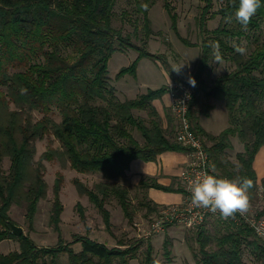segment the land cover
<instances>
[{"label":"trees","instance_id":"obj_1","mask_svg":"<svg viewBox=\"0 0 264 264\" xmlns=\"http://www.w3.org/2000/svg\"><path fill=\"white\" fill-rule=\"evenodd\" d=\"M115 1L0 0V87L6 89L7 97L20 111L39 110L44 114L34 124L19 123V112L4 114L5 95L0 90V243L11 239L20 242L18 251L0 254V264H47V259L54 262L65 252L69 254L71 264H115V260L126 264V257L131 252L110 249L89 237H81L77 241L82 244V251L76 254L61 246L39 248L28 236L16 237L12 233L9 225L12 205L18 203L20 197L24 198L27 219L32 222L38 202L46 195L43 166L38 164L37 168H31L36 140L52 134L60 142L73 170L79 173L102 172L111 180L125 178L133 161L156 162L166 152H188V148L177 141L175 118L173 140L163 129L161 116L153 104L168 94V85L157 90L147 89L134 99L120 101L109 84L108 65L113 54L134 48L128 38L112 27ZM213 1L206 0L199 18L204 38L195 66L196 92L193 91L188 116L193 132L211 142L207 146L201 137L215 176L251 179L250 199L259 186L255 157L264 147V32L257 34L264 27V0L246 29L235 19L239 0H222L220 9L215 12L221 17L222 24L210 31L206 22L212 14ZM136 5L144 15L147 34L150 35L148 12L154 0H144L143 4L136 0ZM166 10L175 25L174 9L166 4ZM241 39H250L244 54L236 51ZM213 42L219 45L218 58L210 46ZM185 43L193 46L188 40ZM134 49L139 52L138 58L130 67L123 68L117 78L127 74L136 77L137 64L142 57L160 60L147 51ZM213 60L230 61L235 68L217 78L206 90L202 75ZM10 68H24V71L10 74ZM21 89H27V92L21 94ZM200 93L225 103L229 126L219 135L207 133L194 115L193 107L198 101L196 95ZM213 105L210 104L209 109L214 108ZM53 109L62 115L59 124L50 117ZM141 110L152 116L149 125L142 118L135 117L133 111ZM131 129L141 133L143 144L133 136ZM233 137L243 145V151L236 154L234 162L228 152L233 149ZM53 154V151H47L44 159L52 160ZM4 157L11 162L9 174L1 171ZM237 167L241 169L239 172ZM60 181L59 176L51 215L56 228L63 212L59 198ZM75 185L80 194L87 195L96 205L107 225L110 222L105 202L111 196L117 198L124 215L132 219L125 187L101 183L95 189H88L79 181H75ZM139 185L143 189L185 194L184 188L175 189L156 180H143ZM262 188L264 191V179ZM149 202L147 208L157 210L158 205ZM258 217H264V206ZM199 236L200 264H243L244 246L251 250L256 264H264V241L244 221L238 223L234 232L217 239V251L207 252L208 238L202 232ZM151 250L148 248L142 264H158L151 257Z\"/></svg>","mask_w":264,"mask_h":264},{"label":"rangeland","instance_id":"obj_2","mask_svg":"<svg viewBox=\"0 0 264 264\" xmlns=\"http://www.w3.org/2000/svg\"><path fill=\"white\" fill-rule=\"evenodd\" d=\"M140 3L143 4L144 0H140ZM166 4L174 9L176 16L175 25L166 10ZM221 4L222 0L213 1L212 14L206 22V26L210 31L222 24L221 17L215 13L220 9ZM205 5L206 0H154V5L148 12L151 22L149 26L151 34L148 35L144 15L139 11L136 0L115 1L112 27L128 38L134 48L147 51L160 58V60L154 61L150 58L142 57L137 64L136 77L127 74L117 78V74L123 68L130 67L138 58L139 52L133 48L113 54L108 65V76L110 77L109 84L115 89V96L118 100L134 99L140 94L146 93L147 89L157 90L177 82L190 83L189 79H194L195 66L201 54L200 43L204 38L199 27V18ZM261 32H264V27L257 34ZM185 40L190 41L193 46L187 45ZM249 41L250 39H241L238 44L247 51V46L250 44ZM181 66L182 68L179 72L174 71ZM234 68L235 66L230 61H211L210 66L202 75V79L207 84L204 88L208 90L217 78L232 71ZM23 69L10 68L9 73L24 71ZM194 87L195 85L192 84V91L196 92ZM0 90L5 95L4 114L19 112V123L23 125H27L29 122L34 124L43 118L44 114L39 110L26 109L20 111L16 104L7 97L6 89L0 87ZM196 98L198 101L193 107V112L198 117V121L208 117L212 112L205 121L207 125H212L211 131L217 133L223 127L221 131L225 130V125L226 127L229 126L228 112L225 105L221 103L224 101L219 100L217 108L213 110V108L209 109V106L214 100L204 97L203 93L196 95ZM153 104L157 110L158 106H161L158 100L154 101ZM164 104L162 103L164 115L159 112L161 123L167 135L169 134V138L174 140L176 135L174 116ZM133 113L135 117L142 118L149 125L152 116L147 111H133ZM50 117L57 124L62 121V115L56 109L52 110ZM131 132L140 143H144L139 131L131 129ZM220 133H217V135ZM201 137L207 146L211 145V142L206 137ZM231 142L233 149L228 152L229 158L234 162L236 154L243 151V145L237 137H233ZM34 148L35 153L31 168H37L38 164L43 166L44 180L47 184L46 195L38 202L32 222L27 219V203L22 197L19 198L18 203L12 205L9 215L12 223L22 227L24 230L23 235L28 236L39 248L61 246L70 248L78 254L82 251V244L77 239L89 237L93 241L105 244L110 249L131 250L126 257V264H142L148 248L152 249L151 257L158 264H200L202 258L201 244L199 242L200 233L202 232L208 238L205 247L206 251L214 252L218 250L217 239L229 232H234L239 223L238 217L233 219L209 217L202 226L193 229H187L179 225H168L162 231L154 232L152 224L158 217V212L172 204H158L151 199L149 195L150 189L140 188L139 184L143 180L146 182L157 181L163 175H157L156 177L143 176L138 184L136 182L131 184V178L127 179V176L111 180L107 179L102 172L79 173L70 167L60 142L52 134L36 140ZM47 151H53L54 158L52 160L44 159ZM261 158L262 165H257V169L254 167L259 179L263 178L259 175L261 166L262 175L264 174V153ZM164 164L172 170L180 171L182 162L180 159L168 154L164 159ZM10 166V159L4 157L1 162L2 173L9 174ZM134 166L136 167V165ZM59 176L61 178L59 198L63 206V212L58 228H56L51 221V215L53 204L56 200L54 189ZM169 178L172 181L169 186L175 189L184 188L176 176ZM75 181H79L88 189H95L96 185L101 183H116L125 187L128 190L132 219L124 215L117 198L111 196L105 202L110 222V225H107L96 205L89 200L87 195L79 193ZM258 184V188L249 199L250 206L246 212L250 218L254 217L257 220L264 219V217H258L260 210L264 206L262 181H258ZM166 193L164 191H156L151 195L156 201H162L163 198H166ZM147 200L156 203L158 205L157 210L148 209L146 203L149 201ZM260 237L264 241V233ZM19 248L20 242L18 239L3 241L0 243V254L18 251ZM243 250V264H256L251 250L247 246H244ZM47 264H71V260L69 254L65 252L54 262L47 259ZM115 264H119L118 260H115Z\"/></svg>","mask_w":264,"mask_h":264},{"label":"built area","instance_id":"obj_3","mask_svg":"<svg viewBox=\"0 0 264 264\" xmlns=\"http://www.w3.org/2000/svg\"><path fill=\"white\" fill-rule=\"evenodd\" d=\"M170 110L178 124L177 141L188 148V162L181 170L179 178L184 186V201L180 204L162 208L158 212L152 228L154 232L162 231L168 225H179L187 229L202 226L209 217H221L207 209L196 208L191 204V181L204 172L215 175L209 154L201 137L193 130L189 119V109L193 98L192 84L177 82L169 85ZM240 221L247 223L260 237L264 233V219L257 220L249 217L247 213L237 214ZM243 219V220H242Z\"/></svg>","mask_w":264,"mask_h":264},{"label":"clouds","instance_id":"obj_4","mask_svg":"<svg viewBox=\"0 0 264 264\" xmlns=\"http://www.w3.org/2000/svg\"><path fill=\"white\" fill-rule=\"evenodd\" d=\"M261 0H239V6L235 11V19L242 28H247L251 18L261 7ZM231 19V18H229ZM214 49V55L219 57V45L213 42L210 45ZM236 51L244 54L246 49L240 46ZM182 66L174 70L179 72ZM191 84H195L194 79H189ZM27 89H21V94H25ZM241 169L236 168L239 172ZM253 186L251 179L247 177L226 178L204 172L196 176L191 181L190 200L196 208L207 209L212 213H219L221 218L228 219L237 214H244L250 206L248 191Z\"/></svg>","mask_w":264,"mask_h":264},{"label":"crops","instance_id":"obj_5","mask_svg":"<svg viewBox=\"0 0 264 264\" xmlns=\"http://www.w3.org/2000/svg\"><path fill=\"white\" fill-rule=\"evenodd\" d=\"M158 101L160 102V105H161V106H158V111L164 115L162 103L163 104L165 103L164 104L165 107L170 109L169 95L168 94L165 95L162 98V100H158ZM217 103H218V101H214V103H212L215 105L213 110H215L217 108ZM221 103H223L225 105L224 102H221ZM211 113H210V115H211ZM208 117H205V118L199 120L200 126L209 134L211 133V134L217 135V133L222 132L221 130L224 127L220 131H218L217 133L211 131L212 125H207L205 123V121L208 119ZM226 120H227V116H226ZM225 128H227L226 125H225ZM240 152H242V151H240ZM263 153H264V147L262 149H260V151L258 152V154L255 157L254 167H256V169L258 167L257 165H259V166H260V164L262 165V158L261 157H262ZM168 154H171L174 157L181 160V162H182L181 170L186 166V164L188 162L187 152H166V153H163L162 155H160L156 162H148L147 163V162H143L140 160L133 161L131 163L129 171L127 172V179L131 178V184L132 183L134 184L135 182L138 184V182L140 181V179L143 176L156 177L157 175H159V176L163 175V177L162 178L160 177L157 181H158V183H160L162 185H166V186H169L171 184L172 181L169 178L171 176L172 177L176 176L177 179L180 180L179 175H180L181 170L180 171L174 170V169L172 170V169H170V167H168L164 164V159H165L166 155H168ZM166 159L168 160V158H166ZM134 165H136V167ZM263 169H264V163H263ZM256 174H257V172H256ZM259 175L262 176L263 178L259 179V177L257 176L258 181H262L264 179V174L262 175V166H261V171L259 172ZM156 191L160 192V190L150 189L149 195L151 196V199L154 200L155 202H157L158 204H161V205H165V204L171 205L172 204V205H174V204H180L184 201V194L176 193V192L166 193V195H167V196H165L166 198H163L162 201H156L151 195L152 193H154Z\"/></svg>","mask_w":264,"mask_h":264},{"label":"water","instance_id":"obj_6","mask_svg":"<svg viewBox=\"0 0 264 264\" xmlns=\"http://www.w3.org/2000/svg\"><path fill=\"white\" fill-rule=\"evenodd\" d=\"M9 225H10V228H11V230H12V233H13L16 237H19V236L23 235L24 230H23L22 227H19V226L13 224L12 222H10Z\"/></svg>","mask_w":264,"mask_h":264}]
</instances>
